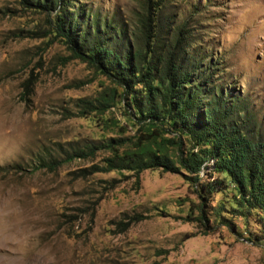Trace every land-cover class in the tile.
<instances>
[{
    "label": "rangeland",
    "instance_id": "1",
    "mask_svg": "<svg viewBox=\"0 0 264 264\" xmlns=\"http://www.w3.org/2000/svg\"><path fill=\"white\" fill-rule=\"evenodd\" d=\"M175 2L185 16L197 7L201 49L221 62L220 80L243 96L264 133V0ZM82 3L117 23L139 12L138 0ZM48 33L45 14L0 0V234L20 241L0 240V264H264V223L231 217V192H207L202 203L194 184L161 170L142 172L139 184L125 171L80 178L106 151L62 161L118 134L75 106L111 83L79 60L64 61L69 52ZM107 116L123 122L118 108ZM55 161L54 170L39 166ZM137 215L121 231L118 223Z\"/></svg>",
    "mask_w": 264,
    "mask_h": 264
},
{
    "label": "trees",
    "instance_id": "2",
    "mask_svg": "<svg viewBox=\"0 0 264 264\" xmlns=\"http://www.w3.org/2000/svg\"><path fill=\"white\" fill-rule=\"evenodd\" d=\"M18 1L46 15L48 34L69 52L64 61L79 60L111 83L94 99L76 100L79 117L91 116L101 130L118 134L62 160L108 153L101 166L83 170L80 178L125 171L139 184L147 170L180 174L195 185L201 202L215 189L231 192V217L254 215L264 223V133L243 96L220 80L221 62L201 49L196 6L189 5L185 16L175 0H138L135 22L127 24L102 17L82 0ZM34 80L25 82L27 93ZM113 108L123 122L108 118ZM60 163L39 166L54 170ZM141 220L133 216L118 226L125 231ZM197 220L206 227L203 210Z\"/></svg>",
    "mask_w": 264,
    "mask_h": 264
},
{
    "label": "clouds",
    "instance_id": "3",
    "mask_svg": "<svg viewBox=\"0 0 264 264\" xmlns=\"http://www.w3.org/2000/svg\"><path fill=\"white\" fill-rule=\"evenodd\" d=\"M0 240H4L7 243H13V244H16V243H19L20 242L19 241V238H17L14 235L5 236L3 234H0Z\"/></svg>",
    "mask_w": 264,
    "mask_h": 264
},
{
    "label": "built area",
    "instance_id": "4",
    "mask_svg": "<svg viewBox=\"0 0 264 264\" xmlns=\"http://www.w3.org/2000/svg\"><path fill=\"white\" fill-rule=\"evenodd\" d=\"M201 176H203V172H201Z\"/></svg>",
    "mask_w": 264,
    "mask_h": 264
}]
</instances>
